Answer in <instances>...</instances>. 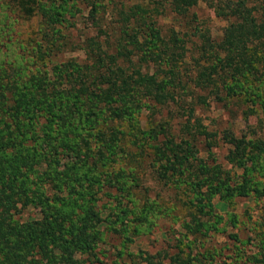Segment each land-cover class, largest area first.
<instances>
[{"label": "trees", "instance_id": "16d2710c", "mask_svg": "<svg viewBox=\"0 0 264 264\" xmlns=\"http://www.w3.org/2000/svg\"><path fill=\"white\" fill-rule=\"evenodd\" d=\"M18 21L34 31L18 38ZM66 50L82 57L55 59ZM211 101L240 109L246 129L211 128ZM166 104L174 124L153 119ZM263 129L264 0H0V264H83L106 232L127 238L170 216L137 196L146 159L185 195L183 235L205 237L222 220L214 197L264 196ZM27 206L39 216L19 220ZM254 239L236 263L264 264V231ZM181 252L143 251L139 264L212 257Z\"/></svg>", "mask_w": 264, "mask_h": 264}, {"label": "rangeland", "instance_id": "374dc122", "mask_svg": "<svg viewBox=\"0 0 264 264\" xmlns=\"http://www.w3.org/2000/svg\"><path fill=\"white\" fill-rule=\"evenodd\" d=\"M199 4L200 8L197 12L204 15L209 14L212 33L219 34L224 22L215 18L202 1ZM34 29V21L29 23L18 21L16 24V30L19 32L18 38L31 33ZM72 56L80 58L82 52L80 50H66L55 59ZM230 108L228 110L221 107L219 103L211 101L209 106L202 110L201 115L206 118V122H209V119L213 120L211 128L230 127L234 133L245 130V122L241 118L240 109L234 105ZM147 114V111H143L140 115L143 123ZM153 119L156 122L168 120L174 124L176 120L180 119L178 108L173 104L159 107L158 111L154 113ZM248 123L254 124V117L251 116ZM226 147V145L219 144L213 148L216 159L224 164L223 156L226 153ZM146 160L143 166L138 169L141 187L139 186L137 196L141 199L155 200L165 207L174 206L172 214L155 217L153 223L148 224L147 228H142L143 231L141 230L137 234H129L127 238H124L121 233L106 232L103 241L99 242L95 249L96 258L89 256L83 264H113V261H117L119 264H139L140 254L143 251L150 253L158 250L175 252L178 247L182 249L181 255L186 257L194 256L200 252L211 254V258L207 256L206 259L202 260L204 264H240L236 261L242 260L256 250L257 242L254 239V234L259 230L264 231V196L257 201L252 198H234V201L229 204H221L218 198L214 197L215 212L222 216L221 222L217 224V227L220 228L211 229L205 237L200 236L193 240L192 236L185 237L183 235L184 230L180 227V220H183L182 218L188 220V213L190 212L188 205L183 204V200L186 199L185 195L157 180L151 173V168ZM224 166H228V164L226 163ZM230 213L234 214V225L227 221ZM38 216V210L31 206L25 207L16 215L19 220L37 218ZM233 234H237L240 240H245L242 243H239L240 240L234 241L232 239Z\"/></svg>", "mask_w": 264, "mask_h": 264}]
</instances>
